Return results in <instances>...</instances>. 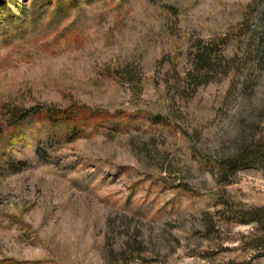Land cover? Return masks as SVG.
Instances as JSON below:
<instances>
[{"label":"rangeland","instance_id":"1","mask_svg":"<svg viewBox=\"0 0 264 264\" xmlns=\"http://www.w3.org/2000/svg\"><path fill=\"white\" fill-rule=\"evenodd\" d=\"M262 139L264 0H0V264H264Z\"/></svg>","mask_w":264,"mask_h":264},{"label":"trees","instance_id":"2","mask_svg":"<svg viewBox=\"0 0 264 264\" xmlns=\"http://www.w3.org/2000/svg\"><path fill=\"white\" fill-rule=\"evenodd\" d=\"M223 46L225 41H211L210 43L199 42L197 50L192 54L194 71L188 74L195 82V87H199L202 84H206L212 80V74H217L219 70L226 68L229 60L226 59L223 52ZM227 74V72L225 73ZM45 111L49 120L60 121L63 117L64 120H69L73 116V112L58 111L57 109H30L22 112H16L17 122L24 121L28 118L42 114ZM92 118L94 113L86 115ZM262 164L264 166V139L254 143L248 147H244L243 150L236 157L230 158L221 162L223 170L227 168L233 173L237 172L243 165H255ZM225 183L227 176L225 177ZM240 216L244 223H252L255 225V238L264 239V207L240 211Z\"/></svg>","mask_w":264,"mask_h":264}]
</instances>
